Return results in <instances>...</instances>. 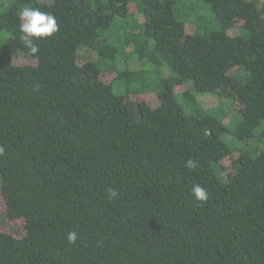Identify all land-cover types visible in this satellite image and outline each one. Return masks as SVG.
<instances>
[{
    "label": "trees",
    "instance_id": "trees-1",
    "mask_svg": "<svg viewBox=\"0 0 264 264\" xmlns=\"http://www.w3.org/2000/svg\"><path fill=\"white\" fill-rule=\"evenodd\" d=\"M24 7L57 19L36 54ZM2 32L0 191L26 233L0 231V264H264V0H0Z\"/></svg>",
    "mask_w": 264,
    "mask_h": 264
},
{
    "label": "rangeland",
    "instance_id": "rangeland-1",
    "mask_svg": "<svg viewBox=\"0 0 264 264\" xmlns=\"http://www.w3.org/2000/svg\"><path fill=\"white\" fill-rule=\"evenodd\" d=\"M261 3V2H260ZM188 32L193 33L194 32V26L190 25L188 26ZM231 35H237L238 31L237 29L230 30ZM10 39V35L7 32L0 33V50L2 49V46ZM85 56L86 53H84ZM90 60H95V57L92 55L87 56ZM14 63L16 65H25V64H37V60L35 58L26 56L22 53L16 54L14 57ZM121 68L125 69H136L138 67L137 63L135 61H129V62H123L121 63ZM127 67V68H126ZM129 67V68H128ZM120 69V68H119ZM122 70V69H120ZM113 76H106L105 79L112 78ZM121 83H115V89L117 92H121L118 89L121 87ZM118 88V89H117ZM184 88H181L182 91ZM145 95H148L146 93ZM198 99L200 100L201 104L207 108V109H215V108H223L226 113V123L230 125L235 124L236 116L237 114V107H234L231 105L230 102L226 101L223 98H220L218 95H211V94H200L198 95ZM224 140L226 143L234 145L238 144L236 139L232 135H224ZM224 165L227 169L231 170L230 168V161L226 160L224 162ZM1 177H0V186H1ZM0 231H6L9 233H12L13 235L17 237H22L26 233V229L24 226V222L20 220H11L8 217V212L6 208V204L4 201V198L2 196V193L0 191Z\"/></svg>",
    "mask_w": 264,
    "mask_h": 264
},
{
    "label": "clouds",
    "instance_id": "clouds-1",
    "mask_svg": "<svg viewBox=\"0 0 264 264\" xmlns=\"http://www.w3.org/2000/svg\"><path fill=\"white\" fill-rule=\"evenodd\" d=\"M21 21L19 28L23 33L21 40L32 54L39 52V46L34 42L35 39L52 37L58 31V23L56 17L48 12H43L39 8L24 7L18 12ZM4 149L0 147V154H3ZM185 167L195 170L198 163L195 160L189 159L185 163ZM108 198H116L119 193L114 188L107 189ZM191 193L198 201H207L209 194L207 189L199 183L191 187ZM77 232L69 231L67 240L70 244H74L77 240Z\"/></svg>",
    "mask_w": 264,
    "mask_h": 264
}]
</instances>
